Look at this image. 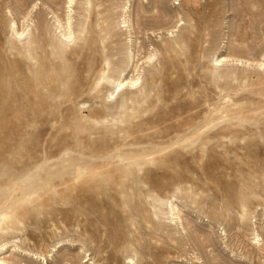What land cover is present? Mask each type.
<instances>
[{
	"label": "rangeland",
	"instance_id": "obj_1",
	"mask_svg": "<svg viewBox=\"0 0 264 264\" xmlns=\"http://www.w3.org/2000/svg\"><path fill=\"white\" fill-rule=\"evenodd\" d=\"M123 1L102 5L101 26L89 10L90 48L79 40L57 58L56 17L68 0H0L1 256L264 264V65L255 63L264 61V0H145L144 11L130 0L132 28L119 25ZM73 5L78 29L87 3ZM13 21L39 39L46 97L36 96L27 37L12 34ZM130 49L142 80L108 99L106 77L132 74ZM168 199L182 220L165 212Z\"/></svg>",
	"mask_w": 264,
	"mask_h": 264
},
{
	"label": "bare ground",
	"instance_id": "obj_2",
	"mask_svg": "<svg viewBox=\"0 0 264 264\" xmlns=\"http://www.w3.org/2000/svg\"><path fill=\"white\" fill-rule=\"evenodd\" d=\"M107 1H110V0H86V3H87V6L89 4H92V8L91 7H87L85 9H83V12H85L84 14H82V19L80 21H78L79 23L77 24L78 25V29H75L74 28V25H73V18H72V11H75L74 9H72V7H74V3H75V0H68V11L66 12V17L63 19H61V17L57 16L56 17V28L59 30V42L61 41L62 43V46H57V45H54L51 51V53L56 56L58 58V56L60 58H64L65 56V51H66V48L69 47L71 44H74L76 43L77 41L79 42L82 41L81 43V52H83V50L85 49H89L90 48V44H88V40H89V37H88V34L93 32V28H90L92 25H90V23L87 21V18L89 17V10H91L92 13H94V15L96 16H101L102 18H97L96 19V23H98L97 25H100L102 24V22H104L107 18H106V13L108 11V8L106 7H102V5L105 4V2ZM140 1V0H139ZM145 0H142V3L140 4V11H144L145 8L147 7V3H144ZM148 1V0H147ZM67 3V2H66ZM130 0H124L123 3L120 5V9H121V21L119 22V25L123 24L124 27L126 28H130L131 27V17H130V14H128L130 11H128V9L130 8ZM86 5V4H85ZM35 6V5H34ZM157 6V5H156ZM36 8V6H35ZM91 8V9H90ZM145 13V12H143ZM29 15V14H28ZM56 16V15H55ZM80 17V18H81ZM106 18V19H105ZM75 24V23H74ZM105 25V24H104ZM122 25V26H123ZM96 26V25H95ZM97 27V26H96ZM99 27V26H98ZM123 28V27H122ZM132 28V27H131ZM106 28H103L101 27V31H105ZM11 30H12V34L19 38V39H23V37H27V42H26V46L27 47V51L30 52L29 54V57L31 58L30 61L32 60L33 64L31 65L30 63V70L33 72L34 74V78H35V81H36V84L38 82L36 86V89H38V91H36V96H38L39 94L42 95V97H46L48 95V92H47V88L49 87V85L52 83L50 81V77L48 75V69L46 68V65L45 63H42L40 62V58L37 56V55H34V52L35 50L37 49H40L41 46L40 45H37V40L36 38L34 37H29V30H30V26L29 25H25L22 27V29H18L17 27V23L15 21L12 22V25H11ZM31 31V30H30ZM129 40V39H128ZM133 40V39H132ZM137 41V40H136ZM23 42V41H22ZM131 42V41H130ZM140 43V42H139ZM60 44V43H59ZM136 44H138L136 42ZM48 45H53L52 43H48ZM49 46V47H50ZM131 47V45H129ZM46 47V46H45ZM135 47V45H134ZM11 48V46L9 47ZM132 48V47H131ZM137 48V46H136ZM127 49H129V47L127 46ZM45 51L47 52L48 50L45 49ZM138 51H140L138 49ZM127 53V58L132 62V74L131 75H127L125 72L127 70V68H118L117 69V72H116V75L115 76H107L106 78L109 79V82H110V88L108 89V93L106 95V98L108 99H112L114 98L125 86H131V87H134V86H138L142 80V76L140 73H135L138 70V66H139V62L138 60L135 61V58H136V51L130 49L128 51H126ZM125 55V54H124ZM27 56V55H26ZM108 56V55H107ZM126 56V55H125ZM157 56V51L155 52H152L150 53L146 58H147V61H151L153 60L155 57ZM42 58V57H41ZM84 58V57H83ZM108 58V57H107ZM123 59V58H122ZM231 59V58H230ZM239 59V58H238ZM44 60V59H42ZM57 60V59H55ZM54 60V62H55ZM228 60V56H219V57H216L214 59V62L217 63V64H220L221 62L223 61H226ZM29 61V60H28ZM52 61V60H51ZM146 61V62H147ZM239 62H242L243 63V60H237ZM246 61V60H245ZM256 61V60H255ZM134 62V63H133ZM248 63H250V61L248 60L247 61ZM252 62V61H251ZM82 63V62H81ZM129 63V62H128ZM255 63H258L260 65H264V61H257ZM49 64V63H48ZM85 64V63H84ZM118 64V63H117ZM117 64H115V66H117ZM121 64V63H120ZM125 66V65H124ZM128 66V64L126 65ZM130 66V65H129ZM29 67V66H28ZM52 67V66H50ZM49 67V68H50ZM61 68H63V66L60 65ZM88 65L87 66H84V68H87L88 69ZM65 68V67H64ZM67 68V67H66ZM140 68V66H139ZM130 69V70H131ZM46 72V73H45ZM56 72V71H55ZM113 72V73H115ZM53 74V73H52ZM69 74V73H68ZM70 76V75H69ZM59 78V76H58ZM57 78V80H58ZM106 79V80H107ZM56 80V79H55ZM60 80V79H59ZM54 82V81H53ZM58 82V81H57ZM61 82V80H60ZM42 85L43 88L41 89L39 86ZM61 85V84H60ZM109 85V84H108ZM142 86V85H141ZM59 87V86H58ZM0 88H2L0 86ZM40 88V89H39ZM57 89V88H56ZM13 90V89H12ZM142 90V89H140ZM3 92V91H2ZM16 95V93H14ZM136 94V92H135ZM2 95V94H1ZM10 96V95H9ZM11 97V96H10ZM8 98V97H7ZM6 98V99H7ZM41 98V97H40ZM38 99V98H37ZM4 100V99H3ZM39 100V99H38ZM44 100V99H43ZM6 102V101H5ZM4 102V103H5ZM45 102V100H44ZM3 103V102H2ZM7 103V102H6ZM5 103V105H6ZM38 103V102H37ZM43 102H40L38 103V107L41 109L45 106H43L42 104ZM1 104V102H0ZM11 104V103H10ZM2 105V104H1ZM4 107V106H3ZM10 107V106H9ZM37 107V108H38ZM2 109V108H1ZM33 109V108H32ZM35 109V107H34ZM33 109V110H34ZM36 110V109H35ZM44 110V109H43ZM39 111V110H37ZM42 111V110H41ZM174 201V200H173ZM172 201V199H168L167 202H166V205H167V214L170 215L171 217V220H182V216H181V210L179 209V207ZM245 206V205H243ZM242 206V207H243ZM40 210V209H39ZM17 218V217H16ZM21 221V220H20ZM19 221V222H20ZM17 222V221H16ZM16 224V223H15ZM181 227H183V229H186V226L184 225V223L182 222L181 223ZM264 225V224H262ZM261 226V225H260ZM261 227H264V226H261ZM264 230V229H263ZM260 234H258V232L255 233V237H254V241L253 243L255 244H258L260 245ZM263 240V239H262ZM130 242V241H129ZM7 243H4L0 245V252L4 249V247L6 246ZM133 244V243H132ZM34 253V252H33ZM137 253V252H136ZM129 261L128 262H134V258L133 256L132 257H129ZM0 264H19V263H16L15 261H13L11 258H8L6 256H1V253H0Z\"/></svg>",
	"mask_w": 264,
	"mask_h": 264
}]
</instances>
